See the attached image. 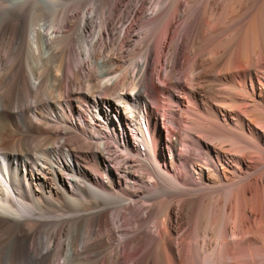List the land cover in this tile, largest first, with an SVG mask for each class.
<instances>
[{
  "label": "bare ground",
  "instance_id": "obj_1",
  "mask_svg": "<svg viewBox=\"0 0 264 264\" xmlns=\"http://www.w3.org/2000/svg\"><path fill=\"white\" fill-rule=\"evenodd\" d=\"M65 1L0 0V129L13 138L0 146V264H259L264 0ZM147 1L157 10L138 18ZM94 79L100 93L82 109L76 96L84 83L93 96ZM149 83L186 127L166 140L167 167ZM49 97L58 112L33 116L62 128L27 116Z\"/></svg>",
  "mask_w": 264,
  "mask_h": 264
},
{
  "label": "rangeland",
  "instance_id": "obj_2",
  "mask_svg": "<svg viewBox=\"0 0 264 264\" xmlns=\"http://www.w3.org/2000/svg\"><path fill=\"white\" fill-rule=\"evenodd\" d=\"M73 1H85V0H67V2L65 1L64 4H61V5L58 4L57 6H60L61 9L63 8V5H65L67 8H73V7H76V6L79 7V8L83 7V4L80 5L79 3H74ZM68 4H71V5L68 6ZM157 7L158 6L156 4H154L153 2L147 1L143 5V7L141 8L140 14L138 15L140 17H138V18H141L142 16H143V18H145L147 16H152V14H154L155 11L157 10ZM60 8L57 7V10H59ZM133 18L134 17H131V19L126 23L125 26L130 25L133 22ZM136 31H134V34L137 33ZM120 34H121V37H123L124 34H125V31H121ZM131 39H132L131 40V42H132L133 40L135 41V39H137V38L136 37H132ZM126 49H127V51H126ZM130 50H131V46L127 44L124 47V51L125 52H124V55H123L124 58L122 57L123 62H127L128 59L130 58L129 57V53H128V52H130ZM158 66H159V64H157V71H160L161 66H159V67ZM153 68H155L154 65H152V69ZM133 74H134V69L132 68L131 69V75H133ZM155 77H156L155 78L156 79L155 83L156 84H160L161 82H159L160 81L159 80V75H157ZM80 81L84 82L83 79H81ZM210 82L211 81H209V84H212V83L219 84L220 88L224 87L223 83L216 82V81H212L211 83ZM92 86H94L93 87L94 88L93 96H89L88 95L86 83H84L83 90L81 92H79L78 95L76 96L77 104L80 105L82 107V109L87 110L86 108H88L89 104L93 103V101H94L92 99H94V97L98 96L99 93H100L101 89L99 88L100 82L98 81V79H94L92 81ZM97 88H99V90H97ZM149 91L151 93L150 107L152 108V113L154 115L153 118L157 120L156 129H157L158 137H159V139H161V142L159 144L160 145L159 147H160V151H161V156H162L161 163H162L163 167H167V162L170 160L171 156H170V153L168 152L167 141L166 140L175 138L176 137L175 133H177V131H179V130L185 129L186 127H181L182 128L181 129L179 127H176L175 124L173 125L168 119L169 112L165 111V110H162L163 108L161 109V104H163L165 102V101L164 102L162 101L163 99L166 98L165 95L159 93L157 91L156 87L154 85H151L150 83H149ZM132 92H134L132 84L127 83V87L124 90L125 95H128V97L130 95V97H132L133 96ZM104 96H105V98L108 99L107 102H109L108 103L109 105H110L111 102H117L115 100L116 99V93L115 92H113V94H111V93L104 94ZM58 99L59 98L49 97V99H46V100H44V101H42L41 103L38 104V106H39L38 109L30 107V109L28 111H26L27 116H29L30 118L32 116L33 117V121H34V123L36 125H39V126H42V127H46V128L52 129V130L57 128V127L62 128L63 127L62 123H59L60 125L57 124L56 122H50V121L49 122L45 121L44 123H42V122H40V120L35 119L34 116H33V114L36 115L35 113H41V114L45 113L46 115L48 113V115H51V114H55L56 112H58L56 110H58L57 108H58V106H60L59 103L60 104L63 103V101L61 99H60V101ZM177 100H178V98H177ZM107 102L105 100V104ZM186 105H189V104H187V102H186ZM54 108H56V109H54ZM50 109H51V111H50ZM36 110H39V111H36ZM97 110L98 111H104V108H102V109H99V108L98 109H94V111H97ZM122 111L125 114V113H128V111H131V110H130L129 107L123 106L122 107ZM51 112H54V113H51ZM110 112L112 114H114L113 117H114L115 123H117V125L119 127V122L116 119L117 118V116H116V112H117L116 108H113L112 111H110ZM178 112H180V111H178ZM181 112H185V111H181ZM210 112H214V111H210ZM138 114H139L138 116L140 117L141 116L140 111H138ZM195 114H202V113H201V111H194L192 115L188 114L187 116L191 117V118H195L197 116V115L195 116ZM123 116H122V119H123ZM100 118H101L102 121H104V119L102 117H100ZM126 119L127 120H123L124 121V125H125V127L127 129L126 135H127V132H128L130 140L135 145L134 146L135 150L141 151V153H143L144 150H145V146L141 143V140L139 138H136V131L134 129L133 121L131 120L130 117H128ZM37 138H42V137H37ZM0 141H1V143H0L1 147H7L8 148V147L11 146L13 138L9 134L3 132L0 129ZM186 144H187L186 142H185V144H184V142H183V144L180 143V145L176 146V148L174 149V152H173V154H174V158H173L174 165L171 166V171L174 173V175H176V167H177V164L179 162L178 159L180 158V156H181V158L184 157V150L186 149V146H185ZM227 145H228V143H227ZM115 147L116 146L114 145V148ZM114 148L112 146L113 151H116V148L115 149ZM117 154H119V152ZM115 162L117 164H119L120 158H118V160L116 159ZM132 163H134V162H132ZM134 164H136L135 165V173H137V174H135V177H139L142 181L145 180L144 183L150 186V183L153 181L152 173L150 171H145V170L140 169V165H139L138 162H135ZM174 170H175V172H174ZM258 171H259V174H261L263 176V178H261V180L264 182V163L258 166ZM156 202L157 201H155V200L154 201L151 200L150 203L148 204V207H152V205L155 204ZM257 230H258V237H259V240H258L259 241L258 242V250H259L258 251V263L259 264H264V244H263L264 243V221H261L260 218L258 219Z\"/></svg>",
  "mask_w": 264,
  "mask_h": 264
}]
</instances>
